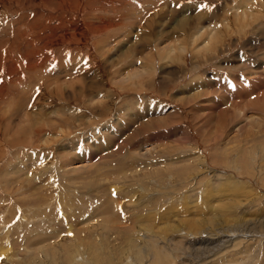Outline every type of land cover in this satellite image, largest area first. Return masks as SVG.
<instances>
[{"label": "rangeland", "instance_id": "1", "mask_svg": "<svg viewBox=\"0 0 264 264\" xmlns=\"http://www.w3.org/2000/svg\"><path fill=\"white\" fill-rule=\"evenodd\" d=\"M242 1L0 0V264H264V0Z\"/></svg>", "mask_w": 264, "mask_h": 264}, {"label": "bare ground", "instance_id": "2", "mask_svg": "<svg viewBox=\"0 0 264 264\" xmlns=\"http://www.w3.org/2000/svg\"><path fill=\"white\" fill-rule=\"evenodd\" d=\"M244 1V0H243ZM243 1H242V3H243ZM246 1V0H245ZM235 6V5H234ZM242 6V5H241ZM233 7V6H232ZM234 8V14H231L232 13V11L230 12V15H231V17L232 18H236L235 16L237 15V13H238V11L240 12V10H238L237 9V7L235 8V7H233ZM232 9V8H231ZM245 9V8H244ZM233 10V9H232ZM241 17V19L244 21V24H245V22H247V21H249L250 20V18H251V15H249L246 11L244 12V10H241V13H240V15L238 14V17ZM237 17V18H238ZM238 19H240V18H238ZM241 19H240V21H241ZM229 20H231L230 18H229ZM233 21H235V20H233ZM237 22V21H236ZM222 23H224V22H222ZM199 24V23H198ZM214 24V23H213ZM203 26V25H202ZM211 26H213V25H211ZM240 26V25H239ZM232 27V21H228V23H224L223 25L222 24H220V25H217L216 27H214L213 26V29L212 30H210L211 32L209 33L210 35H208V39L207 40H205L204 42H202V45L201 46H199V45H196L194 48H193V50L196 52V53H199V51H202L201 50V48H203L204 50H206L208 53H213L214 51H215V49H213L214 48V45L216 44V42H217V40H218V38H219V35H221V33H222V31L221 32H219L218 31V29H222V28H225L227 31H229L230 30V28ZM200 28H201V26H200ZM199 28V29H200ZM204 28V27H203ZM201 29V30H199L198 29V31L196 32L197 34H196V38L195 39H197V38H199V37H202V35H206L207 33H208V30H206V28L205 29ZM209 28V27H208ZM241 28V27H240ZM187 29V28H186ZM189 30H190V28H189ZM197 30V29H196ZM190 32V31H189ZM224 33H226V31H224L223 32V34ZM195 35V34H194ZM194 38V37H193ZM188 47V44H186V48L185 47H181V49L183 50V51H185L186 49H188L187 48ZM167 52V51H166ZM171 53L172 52H170V53H166L167 54V56L168 57H170L171 56ZM173 53H174V51H173ZM172 53V55H175V54H173ZM124 56V55H123ZM173 57V56H172ZM145 64V63H144ZM223 79V78H222ZM205 83V82H204ZM226 88V87H225ZM215 90V89H214ZM227 90V89H226ZM209 92V91H208ZM226 92V91H225ZM230 92V91H229ZM253 92V91H252ZM204 93V92H203ZM202 93V94H203ZM223 94V93H222ZM191 96V95H190ZM197 96H199V95H197ZM198 98V97H197ZM193 99V98H192ZM249 100V99H248ZM187 101V100H186ZM186 101L184 102V103H186ZM251 101V100H250ZM189 103V102H188ZM158 107H160L159 105H158ZM255 107V106H254ZM261 107V106H260ZM155 108V107H154ZM262 109V108H261ZM154 111L153 112H155L156 113V111H157V109L155 108V109H153ZM237 110H239V109H237ZM260 110V109H259ZM240 113H243L244 114V111L243 110H240ZM242 119H244V123L246 122V124H247V122L249 123V119L248 118H244V115H243V117H242ZM143 121V120H142ZM255 122H257V121H255ZM246 124H243V125H246ZM134 126H136V125H134ZM142 126V125H141ZM242 126V125H241ZM241 126H237L236 128H238L237 129V131H241L242 130V128H241ZM147 127V126H146ZM235 128V129H236ZM244 128V127H243ZM248 127H245L244 129H247ZM138 131V130H137ZM58 132V131H57ZM139 132V131H138ZM137 132V133H138ZM60 134H61V132H60ZM68 134V133H67ZM50 140V139H49ZM48 140V141H49ZM197 225H199V222H198V220H195V219H191V220H189L188 221V230H186V232L185 233H187V234H193V233H190V232H193V231H197V230H199L200 228H198V227H196ZM186 227V226H185ZM188 231V232H187Z\"/></svg>", "mask_w": 264, "mask_h": 264}]
</instances>
